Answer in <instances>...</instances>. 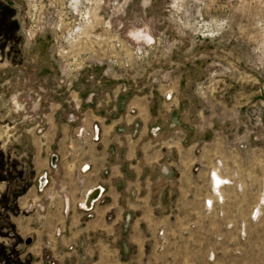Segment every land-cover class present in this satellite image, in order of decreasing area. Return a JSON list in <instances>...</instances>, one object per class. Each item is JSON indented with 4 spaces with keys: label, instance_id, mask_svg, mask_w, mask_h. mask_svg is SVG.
<instances>
[{
    "label": "crops",
    "instance_id": "0c3cea01",
    "mask_svg": "<svg viewBox=\"0 0 264 264\" xmlns=\"http://www.w3.org/2000/svg\"><path fill=\"white\" fill-rule=\"evenodd\" d=\"M95 78L53 89L21 131L36 192L22 230L37 264H264V145L235 116H188L183 76Z\"/></svg>",
    "mask_w": 264,
    "mask_h": 264
},
{
    "label": "rangeland",
    "instance_id": "374dc122",
    "mask_svg": "<svg viewBox=\"0 0 264 264\" xmlns=\"http://www.w3.org/2000/svg\"><path fill=\"white\" fill-rule=\"evenodd\" d=\"M91 75L169 87L183 76L188 116H235L264 145V0H0V264H37L21 131L53 89Z\"/></svg>",
    "mask_w": 264,
    "mask_h": 264
},
{
    "label": "built area",
    "instance_id": "2783aa9c",
    "mask_svg": "<svg viewBox=\"0 0 264 264\" xmlns=\"http://www.w3.org/2000/svg\"><path fill=\"white\" fill-rule=\"evenodd\" d=\"M95 77L93 75L90 76V79H94ZM95 82L98 84V85H101L102 84V81L101 79H95ZM73 89V88H72ZM69 90V89H68ZM70 93V92H69ZM95 97V93L92 95V98ZM168 99H170V96H168ZM72 116V115H71ZM73 117V116H72ZM38 132L41 134L43 132V128H39L38 129ZM92 139L96 142H98L100 140V127L98 126H94L93 129H92ZM85 169V167H84ZM48 184V180L47 178L45 177L43 179V186L47 185ZM210 204V202H209ZM86 205V206H85ZM84 208H90L87 206V204H84Z\"/></svg>",
    "mask_w": 264,
    "mask_h": 264
},
{
    "label": "water",
    "instance_id": "95a60500",
    "mask_svg": "<svg viewBox=\"0 0 264 264\" xmlns=\"http://www.w3.org/2000/svg\"><path fill=\"white\" fill-rule=\"evenodd\" d=\"M98 192V191H97ZM97 192H94L87 200V206L90 207L91 206V202L93 200H95V198L97 197Z\"/></svg>",
    "mask_w": 264,
    "mask_h": 264
},
{
    "label": "bare ground",
    "instance_id": "6f19581e",
    "mask_svg": "<svg viewBox=\"0 0 264 264\" xmlns=\"http://www.w3.org/2000/svg\"><path fill=\"white\" fill-rule=\"evenodd\" d=\"M98 194H99V191L97 192V195H98ZM91 195H92V194H91ZM91 195H90V196H91ZM90 196H89V197H90ZM89 197H88V198H89ZM91 203H92V202H91Z\"/></svg>",
    "mask_w": 264,
    "mask_h": 264
}]
</instances>
